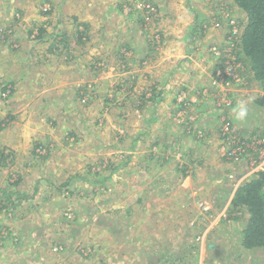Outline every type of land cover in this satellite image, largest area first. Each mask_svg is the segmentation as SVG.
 <instances>
[{
	"label": "rangeland",
	"instance_id": "1",
	"mask_svg": "<svg viewBox=\"0 0 264 264\" xmlns=\"http://www.w3.org/2000/svg\"><path fill=\"white\" fill-rule=\"evenodd\" d=\"M2 2L0 264H264L232 205L264 173L236 3Z\"/></svg>",
	"mask_w": 264,
	"mask_h": 264
},
{
	"label": "trees",
	"instance_id": "2",
	"mask_svg": "<svg viewBox=\"0 0 264 264\" xmlns=\"http://www.w3.org/2000/svg\"><path fill=\"white\" fill-rule=\"evenodd\" d=\"M236 5L246 14L248 23L243 33L232 31L229 46L240 40L242 56L239 60L247 59L251 65L255 81L260 82L264 88V0H233ZM221 20V19H220ZM43 28L39 29V37L44 34ZM238 35V37H236ZM38 37V38H39ZM202 37V36H201ZM232 54V53H231ZM225 63L224 59L221 61ZM155 98L156 96L153 95ZM144 105V104H142ZM6 193V192H4ZM21 194V193H20ZM0 202L10 200L9 194H3ZM18 195V193H16ZM235 207H244L249 218L242 231V244L250 250H264V173L260 172L248 183L239 187L232 200Z\"/></svg>",
	"mask_w": 264,
	"mask_h": 264
},
{
	"label": "clouds",
	"instance_id": "3",
	"mask_svg": "<svg viewBox=\"0 0 264 264\" xmlns=\"http://www.w3.org/2000/svg\"><path fill=\"white\" fill-rule=\"evenodd\" d=\"M253 98L247 100H237L236 104L231 108V116L237 122H244L249 115V104Z\"/></svg>",
	"mask_w": 264,
	"mask_h": 264
},
{
	"label": "crops",
	"instance_id": "4",
	"mask_svg": "<svg viewBox=\"0 0 264 264\" xmlns=\"http://www.w3.org/2000/svg\"><path fill=\"white\" fill-rule=\"evenodd\" d=\"M2 3H3L2 0H0V5H2ZM10 13H11L12 16L14 15L12 12H10ZM3 21H4V20H2L0 23H2ZM11 29H12V28H11ZM12 30H13V29H12ZM191 37H192V35L189 34V38H191ZM16 38H17V39H20V37H18V36H16ZM19 42H20V41H19ZM33 46L35 47L36 44H33ZM215 46H216V47H220V46H218V45H215ZM19 47L22 49L23 46H19ZM49 47H50V46H49ZM23 51H24V49H23ZM49 51L52 52L51 47H50V50H49ZM53 51H55V50H53ZM24 52H25V51H24ZM191 56L194 57V54H191ZM35 57H38V56L35 54ZM37 60H39V59H37ZM6 61H11V62H12V60H3V59H1L0 62H3V63H1V65H2V66L6 65V63H5ZM13 63H14V64H13L14 66H16V64H18L17 61H13ZM9 64H11V63L9 62ZM18 67H19V66H18ZM2 68H4V67H2ZM7 68H8V67H7ZM14 69H15V68H14ZM18 74H19L20 77L25 78V76H24L23 74H20V73H18ZM7 83H11V84H13L14 81H12V80H7ZM262 128H264V125H263ZM224 189H226V187H225ZM220 190H222V191H221L220 193H217V195H218L217 199H222V197H223V194H222V193H223L224 190H223L222 188H221ZM22 232H23V231H19L17 234L20 235V236H21V235H24V236L28 235L27 233H26V235H25V234H23ZM31 234H32V232H29V235H31ZM32 259L35 260V258H32ZM24 263H25V262H24Z\"/></svg>",
	"mask_w": 264,
	"mask_h": 264
}]
</instances>
